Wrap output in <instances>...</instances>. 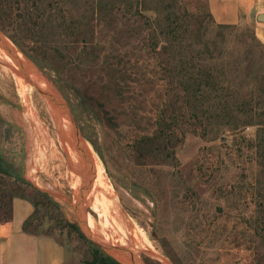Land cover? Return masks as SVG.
I'll use <instances>...</instances> for the list:
<instances>
[{"label": "rangeland", "instance_id": "obj_1", "mask_svg": "<svg viewBox=\"0 0 264 264\" xmlns=\"http://www.w3.org/2000/svg\"><path fill=\"white\" fill-rule=\"evenodd\" d=\"M138 2L108 0V7L100 14L83 1L72 7L74 18L78 15L83 21L82 36H90L94 25L96 39L94 46L81 42L79 48L67 44L75 38L66 34L68 29L48 35L49 42L55 44L59 38L66 40L61 53L68 63L64 72L69 81L62 83L53 70L0 29L53 81L77 125L86 158L91 160L92 185L94 155L104 163L120 207L141 241L138 252L127 243L122 245L131 247L141 262L264 264V81L257 76L264 73V48L256 41L255 28L247 21L236 27H214L219 22L212 16L208 0H144L139 9ZM181 8L203 22V40L213 38L209 64L218 61L220 72L225 65L226 74L219 72L220 89L209 92L226 94L227 105L233 107L241 102L247 108L252 106L249 115L241 113L227 124L224 118L212 117L215 109L209 106L202 124L185 108L183 94L165 85L162 62L167 56L160 45L152 46L155 34L160 39V28L154 30L151 23L158 15L163 18L170 10ZM140 9L147 16H141ZM25 10L23 2L7 9L10 20L15 21L11 26L22 36L33 31L37 15L34 11L31 18ZM56 11L47 33L49 27L59 24L55 17L62 11ZM112 76L124 78L123 82H107ZM16 77L23 79L0 62V155L29 184L0 174V196L6 192L9 204L12 189L22 186L37 201L30 228L38 234L54 235L66 246L68 259L64 264L94 260V245L116 258L87 235L78 219L79 185L72 182V169L79 162L67 146V133L54 120L40 90L34 86L35 90L23 97ZM75 78L77 87H73ZM236 89L238 100L232 94L237 95ZM161 114L162 128L158 124ZM154 133V140L143 139ZM39 148L45 156H38ZM83 191V221L88 211L102 227L101 221H106L107 215L111 219L112 214H100L89 202L84 205L89 190ZM111 226L119 234L115 221ZM101 234L110 239L113 236Z\"/></svg>", "mask_w": 264, "mask_h": 264}, {"label": "trees", "instance_id": "obj_2", "mask_svg": "<svg viewBox=\"0 0 264 264\" xmlns=\"http://www.w3.org/2000/svg\"><path fill=\"white\" fill-rule=\"evenodd\" d=\"M81 1H83L85 6L89 7L92 12L95 11L98 14L103 13L102 11L108 7V0H0V28L10 34L12 38L35 60L39 62L41 61L40 63L45 64L49 67V69L53 70L57 76V81L61 83L62 81H69V78H67L64 72L68 69V63L65 60L66 57L62 56L61 53V45H63L62 42L66 43V40L59 38L60 41H57V44H55L56 41L49 42L50 40L48 35L51 33H56V31L60 29H62L64 31L63 33H65V29H68L70 32H66V34H72L71 37L73 36L75 38L70 41L68 40L67 44L70 43V45H75L76 47L81 48V42H84L85 44L83 45L94 46V39H96L95 26L92 25L91 33L89 34L90 36H86L87 34L82 36L83 21L78 19L80 18L78 15L77 18H74L75 15L72 13L73 10H71L73 6H75L77 3H80ZM138 1L139 9L141 2H144V0ZM20 2L25 3V12L29 17L33 18L34 16L32 17V12H37L36 17H34L36 20L33 29L34 32L31 30V33L28 32L25 34V36H22V33H17V31L13 29L14 26L11 25H13L15 21L13 22L10 20V12H7V9L11 8L13 4L18 3L19 5ZM55 5H61V7L59 8ZM56 10L62 11V14L57 13L58 15L55 17L59 24H53L52 27H49L51 30L47 33V24L48 22L53 21ZM144 11L145 10L140 9L138 10V13H140L141 16L142 14L146 15ZM59 15H62V17ZM165 15L166 16L163 18L158 17L159 15L155 18L152 17L153 22L151 23L152 25H155L154 30H158V27L160 28V39L155 34L153 37L155 40L153 41L152 46L154 47L155 44L160 45L161 49L167 56L162 62L167 75L164 77V80H166L165 85H169L173 91L176 90L183 94L182 100L185 104V108L189 109L192 112L193 118L202 124L205 122L204 118L208 117L207 113L210 110L209 106H213L215 109L212 117L217 119L224 118L228 121L227 124L232 122V118L238 117V115L241 113H245L244 115H249L248 109L249 111H252V106L247 108L245 107V102H241L240 105L233 107L229 104L227 105L226 101L228 99L226 94L216 93L215 95H212L209 92L210 89H212L213 92H217L220 89L222 78L219 74L220 70L218 69V61L212 63V66L209 64L210 60L213 59V50L211 49L213 38H209L206 41L203 40V36L201 34L203 22L199 19V17L182 8L178 10H170L168 14ZM198 23L200 25H198ZM216 24L217 26L214 27H236V24ZM53 29L55 32H53ZM178 30H180V32H178ZM255 37L256 41L264 48V43L259 40L257 35ZM89 38H92V40ZM29 42L34 43V45H28L27 43ZM218 59H223V57L219 56ZM222 67L223 69L220 73L223 75V73L226 74V69L225 65ZM249 69L250 68H248V70ZM257 76L258 78L260 77V81H264V73L259 75L257 74ZM76 79L78 78H75L73 87L78 86ZM123 79L112 76V78H109L107 82L120 85V83L123 82ZM262 88L261 90L264 92V86ZM235 91L237 95L234 92H232V94L234 99L238 100V94L240 92L237 89ZM86 97V100L90 101V96ZM211 100L214 101V104H211ZM162 117L163 116L161 114L158 119V124L161 126V128L163 124ZM156 136V133L151 136L145 135L143 136V139L145 141H152L154 138H156ZM165 149L167 150L166 147L164 150ZM0 174L13 176L15 179L29 184L16 170H14L11 166H8L5 158L2 155H0ZM36 191L40 192L39 189ZM40 194L44 195L45 197L48 196L47 193L40 192ZM6 196V192H2L0 196V211L3 213V217L0 218V222L8 221L12 218V202L15 197L27 198L31 200L34 205L37 204V201L33 200L25 193V189L22 186L12 189V192H10L9 204H6L5 202ZM30 227L31 217L25 221L24 229L27 232L36 233ZM46 234L50 235L49 233ZM93 248L95 253L94 260L87 262V264H123L113 256L106 254L96 245H94Z\"/></svg>", "mask_w": 264, "mask_h": 264}, {"label": "crops", "instance_id": "obj_3", "mask_svg": "<svg viewBox=\"0 0 264 264\" xmlns=\"http://www.w3.org/2000/svg\"><path fill=\"white\" fill-rule=\"evenodd\" d=\"M208 6L219 23H251L264 43V0H208ZM34 211L31 200L13 199L12 218L0 222V264H64L67 261V248L56 236L25 231L24 223Z\"/></svg>", "mask_w": 264, "mask_h": 264}, {"label": "bare ground", "instance_id": "obj_4", "mask_svg": "<svg viewBox=\"0 0 264 264\" xmlns=\"http://www.w3.org/2000/svg\"><path fill=\"white\" fill-rule=\"evenodd\" d=\"M11 47H13V46L11 45ZM0 57L1 58H5V59H7L9 61H13L18 66H24V65H22V63L20 61L15 60V58L13 57L12 54L6 52V50L1 45H0ZM16 80H17V83H18V86H19V90H20L21 94L23 95V97L26 98L28 96V93L30 91L35 90L34 85L31 84L30 82L29 83L28 82H25L23 79H21L19 77H16ZM39 86H40V88H39L40 93L43 95V97L46 100L47 99L50 100L52 94L55 93L54 90L51 87H49L48 84L45 83L44 79L41 80V83H39ZM44 89H46V90H44ZM48 95L50 97H48ZM63 102L64 101H63L61 95H58V99L55 100V102H53V104L55 106H52V104H50L51 106L49 105V108L51 109V112H52L53 116L55 117V119H58V125H60L59 127L63 128L65 130V132L67 133L65 135L67 137L66 138V140H67V146H68L71 154L73 155V157L75 159H77L78 162H79V153H78V150L75 148V143H76V140H77V135L75 134L76 132H74V127H73L74 122L71 120L70 116H68V113L69 112L65 108L67 105L65 106V104ZM42 128H43V126H42ZM39 132H41V131H39ZM36 138L37 137L35 136L34 139H36ZM81 143L83 145V140L82 139H81ZM39 146H40V144H39ZM83 150L84 151L86 150L85 147H84V145H83ZM34 151H37V150L34 149ZM90 152H91V150H90ZM41 153L44 156L46 155L45 152H44V150L39 148L38 156H40ZM94 157H95V168L93 169V172L92 171L91 172L94 173L95 176H94V180H93V185L91 183H89V185L86 187V189L89 190V192H87V197L84 200L85 201L84 202V205H86L85 204L86 202H89V203H91L90 204L91 207L96 208L98 211H100V214H102V213L104 214V212L109 211L112 215H111V219H110L109 215H107L106 216V221L105 220L104 221H101L102 227H103L102 228L101 225L99 226L95 222V220L93 218L94 216H92L87 211V215L85 216V217H87L86 218V220H87L86 221V224H87L88 228L90 229V231L92 233V236H94L95 238H97L98 241H100L105 246H109V244H122V243H125L126 244L127 243V245H129V246H133V250L135 252H138L139 248H141V246H140L141 241H139L140 240V237H138L136 235L137 233L135 234L133 232V231H135L133 224L129 222L128 218L126 217V215L124 214V212L121 209L122 207H120V204H119L118 199H117V195H116V193H115V191H114V189H113V187H112V185H111L108 177L106 176L105 169H104L105 167H103V164L104 163L103 164L101 163L102 160H100V158L97 155H94ZM90 162H91V160H90ZM83 163H80L79 162V165H78V163H76L75 164L76 168L72 169V172H73L72 174L74 176V178H72L73 179L72 182H73L74 186H78L79 185V187L77 188V191L79 189V194H78L79 201L84 198V194L86 193V192L84 193V191L80 188L81 181H82L81 175H82V171H83V167H84L83 166ZM70 164H71V162H70ZM34 165H37V164L35 163ZM31 166H33V165H31ZM85 170L88 171V172L86 171L87 172V176H88L90 174V169H87V167H85ZM29 171H31V170L29 169ZM76 201H77V199H76ZM83 217H84V214L82 213L81 218H83ZM114 221L118 224L119 234L117 233L118 232L117 230H114V227H112V226L110 227L111 224L113 225ZM111 228H113V229H111ZM142 231H144V230H142ZM103 232L105 234H108L109 233V234L113 235L112 238L111 239L108 238L107 235L106 236H102L101 233H103ZM116 233L118 234L117 237L115 235ZM142 234H143V232H142ZM118 237H119V239H118ZM100 239L101 240H104V241H101ZM127 252H129V251H127ZM134 256H136L135 253H134ZM161 257H162V254H161ZM123 261L125 262V264H132L128 259H126V260L123 259Z\"/></svg>", "mask_w": 264, "mask_h": 264}, {"label": "water", "instance_id": "obj_5", "mask_svg": "<svg viewBox=\"0 0 264 264\" xmlns=\"http://www.w3.org/2000/svg\"><path fill=\"white\" fill-rule=\"evenodd\" d=\"M0 45L6 50V52L12 54L15 60L20 61L22 65L24 66H18L13 61L5 60V58H1V57H0V62L7 64L11 68L14 74H16L17 76H21L25 80V82H28V83L30 82L38 89L40 88L39 83H41V80L44 79L45 83L48 84V86L51 87L55 92L54 94H52L50 100L47 99V103L49 105L53 104V102L57 100L59 93L56 90L55 85L53 81L51 80V78L47 76L46 73L41 68H39L36 64H34V62L1 29H0ZM11 45L13 47H11ZM70 116H71V120L74 122V125H73L74 132H76L77 134L75 148L78 150V153H79V162L80 163L84 162L83 163L84 167H83V171L81 175L82 177L81 189L83 190L90 183L89 175L87 176L88 171L85 170V167H87V169H91L92 167L90 166V160L86 158V154H85V151L83 150V145L81 143L82 137L79 133V130L77 128V125L74 119L72 118L71 113H70ZM55 120L58 122V119H55ZM78 207L76 206V210H77L76 212H77L78 219L80 220V222H82V225L84 226L83 229L85 230V232L90 238H92L99 246H101V248H103L105 251L114 255L116 259L118 258V260L122 262L123 264H125L123 259L125 260L128 259L132 264H144L143 262L140 261V259L137 256H134V254L130 251L131 249L129 247L122 245V244H109V246H105L100 241H98L97 238L92 236V233L86 224V220L83 221V218H81L82 213L86 210L85 206L81 205V200H80V206ZM101 241H104V240H101Z\"/></svg>", "mask_w": 264, "mask_h": 264}]
</instances>
